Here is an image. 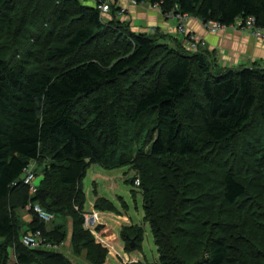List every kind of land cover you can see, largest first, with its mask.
<instances>
[{
    "label": "trees",
    "instance_id": "trees-1",
    "mask_svg": "<svg viewBox=\"0 0 264 264\" xmlns=\"http://www.w3.org/2000/svg\"><path fill=\"white\" fill-rule=\"evenodd\" d=\"M9 1L0 0V5ZM70 1L76 3V13L85 21L54 46L50 56L73 54L94 41L102 29L97 4L80 0H64L59 21L67 15L65 7ZM150 1L157 2L163 12L175 10L201 21L212 19L229 26L253 17L256 26L264 27V0ZM117 10L112 5L105 23L129 33L126 37L133 44L126 43L121 54L104 37L96 44L104 50L102 55L57 73L42 66L25 69L20 60L9 62L0 56V239L10 243L19 230L40 229L46 241L61 244L70 230L73 256L85 253L88 264H103L108 249L101 252L92 232L83 227L80 185L90 165L132 164L140 174L144 221L157 246V264H264L262 239L256 238L255 243L243 240L245 234L255 238L257 223L256 212L244 201L247 188L239 178L245 167L264 179V147L258 163H253L251 154L228 144L248 125L254 110L259 108L264 115V68L216 71L204 53L167 48L172 56L165 58L163 69L154 71L153 84L140 92L133 83L121 87V75L146 62L154 52L158 56L162 52L155 51L157 42L152 36L131 32L129 23L116 16ZM108 83L112 87L106 94L103 86ZM197 89L202 93L201 102ZM94 91L91 117L84 123L73 118L77 99ZM150 111H156V123L149 150H140L134 159L131 155L115 157L122 145L121 126L137 123ZM195 126L200 127L198 132ZM30 161L37 162L41 175L34 196L19 180ZM13 181L18 182L13 185ZM133 182L134 177L131 185ZM14 192L22 206L38 202L62 221L57 220L47 232L45 222L33 214L29 227L22 228L20 217L5 209ZM96 207L119 214L111 203ZM135 227L123 226L121 239L129 240ZM18 247L15 264L34 263L36 256L43 257L42 264H80L61 250ZM5 248L0 243V255ZM6 263V258L0 260V264Z\"/></svg>",
    "mask_w": 264,
    "mask_h": 264
},
{
    "label": "rangeland",
    "instance_id": "rangeland-1",
    "mask_svg": "<svg viewBox=\"0 0 264 264\" xmlns=\"http://www.w3.org/2000/svg\"><path fill=\"white\" fill-rule=\"evenodd\" d=\"M80 1L86 5H92V3L95 4L94 0ZM62 3L65 4L64 0H10L8 3L0 5V56L9 62L20 60L22 68L25 69H35L38 66H42L57 73L63 68L86 60L89 57L96 56L97 54L102 55L104 50H100V48L97 49L96 47L97 42L101 40V38L109 37L110 42L113 43V48L116 52H120V54L124 51L126 43L129 42L130 44H133L132 40L126 37L129 34L125 31L126 28H124V31H115L108 28L109 25L105 23L108 21V18L105 14L101 19L103 23L102 29L97 32L98 36L94 41L80 46L71 55L50 56L49 53L53 50V47L61 44V41L64 40L63 38L74 27L83 24L85 21V19H81L78 13H76L77 8L75 7L76 3L74 1H70L66 4L65 8H67L68 13L63 17V20L59 21V13ZM121 3L126 9L124 13L117 17L122 18L121 20L124 22H127L125 16L128 15L127 11L129 5L138 7L144 6L157 12L158 16L153 18L155 21H151L152 23H139V25H132L128 22L129 24L127 28L131 32H144L147 35L152 36L157 42L155 51L162 52L159 56L154 52L146 62L142 63L134 70L127 71L125 74L121 75L118 79L119 86L121 87L125 88L133 83L135 84L136 91L140 92L153 84L156 80L154 71L163 69L165 66V58L170 59L172 56L166 53L167 48L169 50L179 49L186 53L192 52L186 45L187 37L184 33L185 30H189L188 35L190 36V34H192L198 42V47L194 51L206 54L207 61L211 66H215L216 71H223L229 68L237 69L242 66L254 67L257 69L264 68V58H257L254 57V55H250L247 60H244V62H238L237 65L228 64V59L222 48H211L204 36L195 32L194 29L189 26L187 21L190 17L186 20L185 26L181 25V27L184 28L183 31L182 28L178 26V21L176 19L166 17L159 7L152 6L153 2L150 0H138V4H133L125 0ZM201 25L203 27L202 23ZM106 28H108L107 32L102 33L103 29ZM226 31L249 36L251 40L255 39L260 42L258 46H264V39L255 37L249 31L244 32L237 29H228ZM207 32L210 34L212 33L209 31ZM199 40L203 43H200ZM246 56V54H243L241 59ZM111 58L112 56L110 55L108 61ZM111 87V83L103 86V90L106 94H108ZM196 92L197 100L201 102L203 100L202 93L199 89H197ZM95 93L96 91L77 99L72 108L73 118L84 123L91 117L90 105ZM252 116L253 117L248 125L234 138L228 141V144L230 148L234 146L237 147V151L239 152L245 150L251 154L249 158L252 159V162L258 163L259 160L257 161V159H259V153L264 147V115L261 113V109L258 108L254 110ZM155 118L156 111H150L137 123L123 124L121 126L122 145L115 157L120 154L131 155L134 159L135 154L140 150L146 153L155 136V132H153V127L156 123ZM195 123L198 124L199 121H195ZM195 128H197V130L195 129L197 132L200 130V127L195 126ZM45 153H48V151L46 150ZM35 163L37 165V162ZM252 166L256 168L257 165ZM104 167L96 164L90 165L86 170L85 177L82 179L80 185V187L85 189L86 192V195L85 193L83 195L82 203L83 220L87 226L91 225V227L89 228L88 226V228L92 232L91 235L95 241L102 247L99 246L101 252L102 250L104 251V249L106 251L108 249V254L105 256L103 264H157L159 262L157 246L153 239L149 224L144 221L142 189L140 187H135L130 183L132 177L138 176L140 178L139 171L132 164L114 167V164L107 163ZM241 169L242 172L239 174V178L242 179L247 188V196L244 201L254 212H256L254 220L257 223V225H255L256 230L253 233L255 238L245 234L243 235V240L247 241V239H249L247 243H255L256 238H261V241L264 242V179H261L255 174V172L250 171L249 169L247 170L245 167H242ZM36 172L39 174L38 168L36 169ZM101 174L108 176V180H105V176H102ZM96 176L99 177L101 183L107 184L104 190L102 189L101 191L109 199L100 195V189H96V187L92 186V182L94 184L95 181L93 180ZM92 187L93 190L95 189L94 198L92 196ZM102 198L107 201H101ZM7 202L8 203H5V209L9 211L11 210L13 212L12 214L23 215L26 212L34 214L33 211L30 210L28 204L26 206L21 205L15 192L12 193ZM92 203L95 207L99 204L107 206V203H111L118 209L119 214L113 212L109 213L110 211L106 212L105 210L103 211L106 213L95 212L93 207H91ZM251 204L253 206H251ZM74 207L75 209H78L77 205ZM72 215L74 217L73 212ZM52 216L53 217L50 221L45 222L48 224L46 225L48 230L53 226V222L55 223L57 220L62 221L57 218L54 213H52ZM20 220L22 222V228H24L23 220L21 218ZM103 222L109 225L114 232L103 225ZM46 226L44 225V230H46ZM123 226H136L134 230L131 231L129 240H123L120 237V232ZM23 234L24 232L19 230L16 238L10 243L0 239V243H4V246L7 248V250L5 248V250L2 251L0 260L6 258V264L16 263L14 253L15 247L19 246L18 248H20V250H23L22 248H27L23 246L21 242V236ZM71 234L72 232L68 234V239L65 243L59 245L60 249L58 250H61L66 256L73 258L80 264H88L85 253L73 256L70 247ZM242 245L244 246V244ZM132 248L134 249L132 250ZM27 249L29 250L30 248ZM29 254L33 253L29 252ZM36 257V261L31 264H42L43 257Z\"/></svg>",
    "mask_w": 264,
    "mask_h": 264
},
{
    "label": "built area",
    "instance_id": "built-area-1",
    "mask_svg": "<svg viewBox=\"0 0 264 264\" xmlns=\"http://www.w3.org/2000/svg\"><path fill=\"white\" fill-rule=\"evenodd\" d=\"M94 1L97 4L102 16L111 12L112 5L118 7V10L116 11V16H120L122 13L125 12V9H126L125 6H122L123 4L121 3L122 1L124 2V0H94ZM125 1H128L133 4H138V0H125ZM152 6L159 7V4L155 2V3H152ZM161 12L166 17H169V18L172 17L176 19L178 21L177 24L178 26H180V28H182L181 25L185 26L186 20L190 17V15L188 14H182L175 10L174 11L170 10V11H165V12L161 10ZM201 23L203 24V27L205 28L206 31H209L212 33H216V31L217 32L225 31L227 29H237V30L244 31V32L249 31L255 37L264 39V27L256 26L255 20L253 17H248L244 22L238 20L236 21V23L231 24L229 26L221 24L218 21L212 20V19L207 20V21H201ZM182 30L184 31V28H182ZM184 33L186 34V37H187L186 45L189 48V50L194 51L195 49H197L198 42L194 38V36L192 34H190V36L188 35L189 30L187 31L185 30ZM200 43H203V42L200 41ZM36 169H37V165L35 161H30L23 169L22 175L19 179L28 188V193L30 196H34L37 192V186H38L37 179L39 178V175L37 174ZM17 182L18 181H13L12 184L15 185ZM139 185H140V180H139V177L136 176L134 177L133 186L138 187ZM28 206L30 210L33 211V213L42 222H48L53 217L52 213L44 209L38 202H30L28 203ZM21 242H22V245L27 248L44 249V250H50V251L51 250L56 251L60 249L59 245H62V244H54L52 242L46 241L40 229L24 232V234L21 236Z\"/></svg>",
    "mask_w": 264,
    "mask_h": 264
},
{
    "label": "crops",
    "instance_id": "crops-1",
    "mask_svg": "<svg viewBox=\"0 0 264 264\" xmlns=\"http://www.w3.org/2000/svg\"><path fill=\"white\" fill-rule=\"evenodd\" d=\"M127 14L128 15L125 16L126 20L132 25H135V24L139 25V23L140 24H150L152 23L151 21H155L153 18L158 16L155 10H150L144 6L138 7V6H132V5L128 6ZM187 22L189 23V26L192 29H194L195 32L204 36V38L206 39L207 43L211 46V48L220 47L222 48V50H224L225 56L228 59L227 61L228 64L237 65L238 62H241V61L244 62V60H247L250 55H254V57H257V58H264V46H258L260 42L256 41L253 38H252L253 40H251L249 36H246L240 33H235V32L233 33L227 32L226 30L223 32H217V33L210 34L204 30V28L201 25V20L197 17L191 16ZM243 54H246L247 56L241 59V56ZM38 175H39V178L37 179V182L39 184L41 175L40 173ZM101 175L105 176V180H108L107 178L108 176L103 175V174ZM93 181H95L96 183L94 182L93 184L92 182V186L96 187V189H100V191L98 190L100 192V195L109 199L101 191L102 189L104 190L107 184L101 183L98 176H96V178H94ZM93 187L91 190H93ZM83 192L86 195L85 189H83ZM94 193H95V189L93 190V193H92L93 198L95 197ZM91 207H93V210L95 212H101V213L108 212V211L105 212L102 210L94 209L93 203ZM18 216H20V218L23 220L24 228L29 227V224L32 222L33 214L26 212L25 214L23 215L20 214ZM54 224L55 223L53 222L52 225L54 226ZM103 224L112 230V228L109 227V225H107L105 222H103ZM43 225L46 226L48 224L44 223ZM53 226H51L50 230H48L47 226L45 228L48 232H51L53 229ZM88 226L89 228L91 227V225H88ZM88 226L86 225V223L83 224V227L86 229H89ZM69 233H70V230H69Z\"/></svg>",
    "mask_w": 264,
    "mask_h": 264
},
{
    "label": "bare ground",
    "instance_id": "bare-ground-1",
    "mask_svg": "<svg viewBox=\"0 0 264 264\" xmlns=\"http://www.w3.org/2000/svg\"><path fill=\"white\" fill-rule=\"evenodd\" d=\"M139 3H140V1H139ZM236 31V30H235Z\"/></svg>",
    "mask_w": 264,
    "mask_h": 264
},
{
    "label": "water",
    "instance_id": "water-1",
    "mask_svg": "<svg viewBox=\"0 0 264 264\" xmlns=\"http://www.w3.org/2000/svg\"><path fill=\"white\" fill-rule=\"evenodd\" d=\"M132 246V245H131Z\"/></svg>",
    "mask_w": 264,
    "mask_h": 264
}]
</instances>
